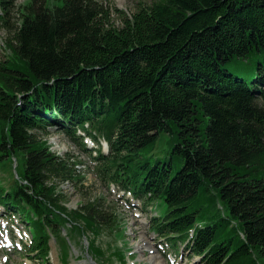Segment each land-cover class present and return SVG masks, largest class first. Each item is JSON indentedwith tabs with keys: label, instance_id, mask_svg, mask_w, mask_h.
<instances>
[{
	"label": "trees",
	"instance_id": "obj_1",
	"mask_svg": "<svg viewBox=\"0 0 264 264\" xmlns=\"http://www.w3.org/2000/svg\"><path fill=\"white\" fill-rule=\"evenodd\" d=\"M17 7L0 0V23L19 18L0 61V161L15 157L18 176L0 183V202L30 229V257L52 264L62 236L64 264L84 236L80 255L100 264L132 257L117 242V200L84 186L81 160L49 145L57 126L99 143L91 156L107 187L165 205L150 228L173 248L191 237L202 264H264V0H153L132 15L116 8L119 24L101 0ZM163 131L172 146L152 163L144 154ZM67 180L76 207L59 188Z\"/></svg>",
	"mask_w": 264,
	"mask_h": 264
},
{
	"label": "rangeland",
	"instance_id": "obj_2",
	"mask_svg": "<svg viewBox=\"0 0 264 264\" xmlns=\"http://www.w3.org/2000/svg\"><path fill=\"white\" fill-rule=\"evenodd\" d=\"M29 0H16L17 8L21 7V5L27 3ZM105 4H107L112 10V17L116 24L121 23L120 19V12L116 10V8L122 9L127 13V15H132L133 12L137 9L138 6L142 4H151L153 0H101ZM7 23L1 22L0 23V61L6 60L9 55V48L7 46L9 36H10V28L11 26L18 22V14L16 15V11L5 18ZM49 135H48V142L51 146L52 150L57 152L60 155H64L69 153L70 155L76 154L82 158L84 161L81 165H75L76 172H80L82 176L86 179L83 182L84 186L90 188L94 194H99L100 196H104L105 193L110 191V186L107 187L102 180L96 177L95 171L93 167L96 161L91 157V152L83 150L82 145L80 144V139H72L69 135H67L61 128L51 127ZM87 145V144H86ZM89 147H95L96 144H89ZM87 145V146H88ZM172 146V139L169 132L163 131L160 133L157 142L155 143L153 149L149 152L144 154V157L149 159L152 163H155L158 159H166L170 148ZM94 154H96L94 152ZM78 160L79 157H77ZM77 162V161H76ZM80 162V161H78ZM0 161V183L9 187L12 183L13 176L18 175V160L14 157L10 160L3 163ZM81 167V168H80ZM85 170V171H84ZM86 172V173H85ZM64 193L67 195V202L69 207H76L80 201L81 196L75 184L70 182L69 180L64 181L61 183V187ZM114 188L111 187L113 191L109 197L110 198H118L117 192L113 190ZM98 195V196H99ZM105 199V198H103ZM126 203H122L121 197L118 198V206H120V211L122 213V222L123 227H120V232L123 233L125 236L124 239H119L117 242L121 244V242H125L127 246L130 248V253L132 257H127L126 264H154L152 258L150 257L151 254L155 253L158 255L159 259L164 262V264H202L199 260L189 259L191 256H187L190 254L189 249H184L183 255L182 253V245H180L178 251H173L164 239L157 238V235L151 231L149 228L151 224V215L155 214V210H157L156 203L154 202L153 206L154 209L150 208L149 204L145 206L143 204V209L138 208L136 209L134 206L135 204L125 198ZM108 202V200H107ZM109 203V202H108ZM111 205H115L113 203H109ZM165 205L161 204L158 206V211L161 214L165 212ZM0 210L2 211L3 215L7 216L9 213L4 211V207L0 206ZM145 211H150L149 213H145ZM13 223L21 222V218L16 215L15 217H11ZM22 223V222H21ZM23 224V223H22ZM26 228V227H25ZM64 234V233H63ZM66 236V233L64 234ZM109 235L106 233L104 234L100 242L108 243L110 238ZM64 237H60L58 239L61 240ZM67 238V236H66ZM89 237L84 236L79 240V243L71 245L73 248V253L70 255V262L67 264H100L93 256H91L87 251L80 255L79 250L81 249V244L86 245L88 248L90 242L88 240ZM60 240H57L55 237L51 240L52 251H51V262L52 264H64L62 261V253L63 247L61 245ZM91 240V239H90ZM115 239L111 241L114 242ZM98 244V243H97ZM162 244V248L159 245ZM107 245H101V248H106ZM110 246H108V249ZM18 249V251H16ZM152 249V250H151ZM3 251H0V256L3 254ZM10 254V253H9ZM64 255V254H63ZM11 263L10 264H41L38 259H31L27 256V252L25 249L15 248L13 253L10 255ZM199 257V256H198ZM113 264H120V263H113Z\"/></svg>",
	"mask_w": 264,
	"mask_h": 264
},
{
	"label": "bare ground",
	"instance_id": "obj_3",
	"mask_svg": "<svg viewBox=\"0 0 264 264\" xmlns=\"http://www.w3.org/2000/svg\"><path fill=\"white\" fill-rule=\"evenodd\" d=\"M150 257L152 258L154 264H164V262L160 260L158 255H156L155 253H152Z\"/></svg>",
	"mask_w": 264,
	"mask_h": 264
}]
</instances>
